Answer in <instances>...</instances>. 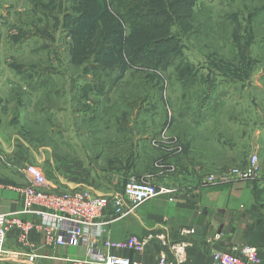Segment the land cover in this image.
<instances>
[{
	"label": "rangeland",
	"instance_id": "374dc122",
	"mask_svg": "<svg viewBox=\"0 0 264 264\" xmlns=\"http://www.w3.org/2000/svg\"><path fill=\"white\" fill-rule=\"evenodd\" d=\"M198 1L179 0L173 6L176 14L193 16L174 21L173 30H181L179 22L184 29L190 24L195 32L176 35L164 59L168 65L154 67L126 58L131 26L122 21L121 52L117 41H107L97 58L90 55L91 68L83 73L86 48L91 52L95 40L84 45L79 56L68 47L90 35V0H0V138L18 152L16 158L23 164L18 171L35 163L51 169L60 163L56 154L65 161L93 162L99 194L121 193L125 183L136 178L158 189L151 198L168 200L178 186L166 177H154L164 171L165 176L175 175L181 166L182 143L172 133H237L231 166L257 147L258 161L264 163V10L245 20L248 10L260 9L264 0ZM100 2L92 1L98 7ZM176 65L187 69L183 79L195 75V81L183 85ZM127 133H165L169 137L150 142L155 151H162L163 160L151 159L143 169L135 167L137 173H124L133 148ZM147 143L140 140L136 148L152 150L146 149ZM6 156L0 152L1 183ZM102 216L100 221L106 222Z\"/></svg>",
	"mask_w": 264,
	"mask_h": 264
},
{
	"label": "crops",
	"instance_id": "0c3cea01",
	"mask_svg": "<svg viewBox=\"0 0 264 264\" xmlns=\"http://www.w3.org/2000/svg\"><path fill=\"white\" fill-rule=\"evenodd\" d=\"M172 134L182 143V155L178 157L181 166L177 167L175 175L165 176L164 171L156 173L154 178L164 181L166 177L178 186L174 199L169 201L166 196L151 198L119 218L113 216V209L109 205L102 216L106 221V231L101 239L121 241L129 234L145 235L148 231L159 230L166 234L168 244L182 240L191 243L186 248V260L183 264H209L213 251H233L242 245H255L258 248L260 264H264V163L259 161L258 176L249 181L202 187L198 182L200 174L225 169L235 161L233 149L238 147V140H234L237 133H217L216 137L206 136V133ZM147 144L146 149L150 147L152 150L140 149L139 167L142 169L147 160H151L150 157H157H154L155 151L149 141ZM257 148L253 152L259 156ZM13 150L0 138V152L8 154V161L1 162L2 169L6 170L3 172L6 179L0 182V213H14L22 220L37 222L38 218L34 214L23 212L15 190L8 187L27 183L18 171L19 168H16L23 164L16 158L18 152ZM54 157L60 163L57 166L53 164L51 169L35 163L45 173L54 189L88 188L96 194L100 193L93 162L65 161L56 154ZM190 229L194 232L185 234ZM216 234H220L219 239L207 242V239ZM29 241L32 247L28 248L19 243L17 231L7 233L5 253L0 255V264H70L69 258L87 255L84 247L46 246L43 233L39 230L29 233ZM159 251V244L152 241L142 253L128 249L112 252L153 263ZM167 251L171 255L168 248ZM31 252L35 254L33 261H29L27 257Z\"/></svg>",
	"mask_w": 264,
	"mask_h": 264
},
{
	"label": "built area",
	"instance_id": "2783aa9c",
	"mask_svg": "<svg viewBox=\"0 0 264 264\" xmlns=\"http://www.w3.org/2000/svg\"><path fill=\"white\" fill-rule=\"evenodd\" d=\"M165 133H162L165 138ZM260 171L258 155L250 156L237 165L216 172L200 174L201 186L210 184L228 185L237 181L255 178ZM27 183L17 188L21 195L23 212L37 215L38 221L32 222L0 213V255L5 253V238L8 232L16 230L18 241L32 247L28 241L30 231L36 229L43 233L46 245H67L87 249L85 257L69 258L70 264H183L186 248L191 245L187 240L168 244L166 234L159 230L148 231L145 235L129 234L121 241L101 239L106 231V222L100 221L103 212L110 205L114 217H120L130 206H137L156 194L158 189L151 183L130 178L123 186L122 194H96L88 188L57 190L52 187L42 169L35 164H26L20 169ZM169 201L173 198L169 197ZM123 213V214H122ZM194 230H186L185 234ZM184 234V232L182 233ZM220 234L207 239H219ZM158 242L160 251L153 263H145L129 256L114 254L117 249H128L142 253L150 242ZM167 248L171 255L168 254ZM28 260L33 261L31 252ZM209 264H260L258 248L255 245H242L233 251L215 250Z\"/></svg>",
	"mask_w": 264,
	"mask_h": 264
},
{
	"label": "trees",
	"instance_id": "16d2710c",
	"mask_svg": "<svg viewBox=\"0 0 264 264\" xmlns=\"http://www.w3.org/2000/svg\"><path fill=\"white\" fill-rule=\"evenodd\" d=\"M92 1L93 0H90V35L84 38L80 45L68 47V49L70 48L68 51L72 52L73 56H79L84 49V45L89 46L91 41L95 40L96 46H93L94 48L91 50V52L90 48H86V52L89 51V53L88 58H85V62L82 65L83 73H86V71L91 68L90 65H92V63L90 64V55H93V59L97 58V54L104 48L107 41L111 39L117 41L119 46L117 50L118 52H121L120 46L123 44L121 40L125 38L123 36V29L121 26L122 21L124 23L127 22L131 26L128 38L125 41L127 46L124 48L126 53L125 57L131 61L141 62L154 67H160L169 64V62H165L164 59L166 58L169 50L168 46L175 39L176 35L179 33L188 34L192 31L195 32L192 28H190L192 27L190 24L186 25V28L184 29L179 22H177V24L180 25L179 28L181 30H173L176 24L174 21H190V19L193 18L191 15H181L179 13L176 14L175 11H172L174 10L173 6L176 4V2L178 4L179 0H100V7L93 4ZM196 1L197 3L199 2L198 0ZM106 5L112 7L108 8ZM111 9H114L113 12ZM258 10L259 12L264 10V2L260 9L248 10L250 12L247 14L248 16L245 18V20L247 19L251 21L252 17L257 15ZM196 12L199 13V10ZM87 26L89 27L88 24ZM147 31L150 33L144 34ZM176 39L179 40V38ZM146 45H150V47L147 46L142 48V46ZM144 50H147V53H142L139 57H137V59L133 57L135 53L137 55ZM151 51L155 53L152 54ZM171 58H173V56H171ZM248 63L249 61L245 65H248ZM176 68L180 74L179 80L181 83H183V85H188L195 81V75H189L186 79H183V76L187 75L186 68L180 67L178 65H176ZM99 70L104 71L101 67H99ZM78 110L79 109H77V107L74 108V112L77 111L76 113H78ZM80 112H83V110H80ZM53 133H55V131H53ZM130 134L131 133H127L129 138L132 137L133 148L131 149V154L129 153L127 155L129 164L128 168L125 169L126 172H124L127 175L131 174L130 169H133L132 172L137 173V170H134V168L140 166L141 153L140 149L136 148L137 142L144 139H148V141L151 142V140L153 141L156 138L163 137L162 133H154L151 135L152 137H145L143 136L145 135L144 133L141 135V137H137L140 134H137L134 137ZM122 155L124 154L121 153V157ZM162 155V151L159 150L158 152L155 151L154 157L156 158L152 159L150 156L149 157L152 159V161H154L157 158L162 157ZM147 161L151 162V160Z\"/></svg>",
	"mask_w": 264,
	"mask_h": 264
}]
</instances>
